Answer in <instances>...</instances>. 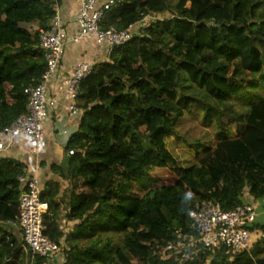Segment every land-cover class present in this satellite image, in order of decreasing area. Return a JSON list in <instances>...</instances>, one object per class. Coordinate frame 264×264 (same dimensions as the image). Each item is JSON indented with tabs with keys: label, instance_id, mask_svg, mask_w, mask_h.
<instances>
[{
	"label": "trees",
	"instance_id": "1",
	"mask_svg": "<svg viewBox=\"0 0 264 264\" xmlns=\"http://www.w3.org/2000/svg\"><path fill=\"white\" fill-rule=\"evenodd\" d=\"M55 5L0 0V132L26 113L24 90L46 70L39 35ZM145 16L156 18L113 47L108 61L81 82L78 130L65 147L74 154L51 167L68 187L59 202L55 186L41 192L48 213L63 204L66 219L77 221L64 234L48 213L44 218V234L58 243L63 264H178L150 256V249L172 241L175 230L192 232L188 212L196 202L215 200L227 211L247 203L246 195L264 197V98L245 113L230 104L242 89L264 83V0H125L99 24L123 31ZM33 22L34 31L23 26ZM193 86L197 94L187 91ZM195 108L220 129L229 119L238 134L219 132L214 148L184 167L165 139ZM23 170L0 159V264H52L20 247L17 178ZM113 236L121 237L120 245ZM189 255L181 264H264V240L233 260L224 249Z\"/></svg>",
	"mask_w": 264,
	"mask_h": 264
},
{
	"label": "built area",
	"instance_id": "2",
	"mask_svg": "<svg viewBox=\"0 0 264 264\" xmlns=\"http://www.w3.org/2000/svg\"><path fill=\"white\" fill-rule=\"evenodd\" d=\"M55 15L46 30L39 35V48L44 53L46 70L40 82L35 86L25 88L27 96L26 113L20 115L8 128L0 132V159L3 152L10 146L17 136L32 138L35 145L33 154L43 148V125L56 106V98L50 93L49 82L55 75L64 55L67 43H79L87 38L97 45H105L110 53L115 46L127 43L134 34L155 17L145 16L138 23L130 25L126 30L116 31L114 28L103 30L100 21L105 11L118 7L125 0H82L77 7L75 20L79 26L77 33L67 35L63 21L57 14L58 0H54ZM95 64L89 61L77 63L66 78L59 91H62L72 101L66 107L70 116L79 118L80 109L76 104L81 82L89 76ZM74 154L73 150L67 152ZM20 185L18 199L19 212L16 216V227L21 231L23 244L20 246L26 253L34 257L54 260V256L61 251L58 243L46 234L44 218L48 213V203L41 200L39 182L34 176H29L26 170L17 178ZM190 230L185 233L175 230V237L166 244L155 243L150 249V256L161 261L172 259L181 264L190 258V251L224 249L230 260L245 252H250L257 241L264 240V231L253 230L256 213L252 204L237 205L231 210H223L215 200L196 202L188 212ZM32 264V263H30ZM58 264H63L59 262ZM133 264H141L134 261Z\"/></svg>",
	"mask_w": 264,
	"mask_h": 264
},
{
	"label": "crops",
	"instance_id": "3",
	"mask_svg": "<svg viewBox=\"0 0 264 264\" xmlns=\"http://www.w3.org/2000/svg\"><path fill=\"white\" fill-rule=\"evenodd\" d=\"M82 0H59L57 14L61 18L66 28L67 35L70 37L79 30L75 16L78 5ZM30 27L37 29V23L33 22ZM108 48L105 45H97L90 39H83L79 43H67L64 48L62 61L54 76L50 79V93L56 98V106L46 119L43 125V148L37 154L32 153L35 142L32 138L26 136H17L12 144L3 152V157L11 158L24 166L29 176H34L39 182L43 192L49 187H56L59 193L56 202H59L63 192L68 187V180L62 179L52 172V166H64L68 154L65 150L70 136L78 130L79 118L70 116L66 112L72 101L59 87L62 82L71 75L73 67L83 61H89L93 64L108 61ZM246 201L252 204L256 220L253 230L259 231V226L264 225V197L253 199L246 195ZM66 209L63 204L60 205L57 212L48 213L50 219H55L54 227L57 231L67 234L77 224V221L66 219ZM260 242V241H257ZM65 245V243H63ZM61 259V253L54 256L52 264H58Z\"/></svg>",
	"mask_w": 264,
	"mask_h": 264
},
{
	"label": "rangeland",
	"instance_id": "4",
	"mask_svg": "<svg viewBox=\"0 0 264 264\" xmlns=\"http://www.w3.org/2000/svg\"><path fill=\"white\" fill-rule=\"evenodd\" d=\"M158 17L161 19L163 15H158ZM145 24L147 25V23ZM23 26L30 31H34L30 25ZM251 76L259 78L258 75ZM187 91L197 94L195 87ZM261 98H264L263 81L256 82L252 87L242 89L238 95L234 96L230 104L233 105L235 111L245 113L253 103ZM222 121L227 124L223 129H220L214 119L204 121V110L201 108H195L189 113H184L174 128V133L165 139L166 147L172 153L178 165L186 167L196 164L205 152L214 148L215 143L220 138L219 132H226L228 138L236 137L238 125L229 124L230 120L227 118ZM112 240L115 245H120L121 237L113 236Z\"/></svg>",
	"mask_w": 264,
	"mask_h": 264
}]
</instances>
